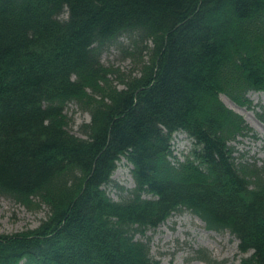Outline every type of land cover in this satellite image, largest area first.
Instances as JSON below:
<instances>
[{
    "label": "trees",
    "instance_id": "16d2710c",
    "mask_svg": "<svg viewBox=\"0 0 264 264\" xmlns=\"http://www.w3.org/2000/svg\"><path fill=\"white\" fill-rule=\"evenodd\" d=\"M121 38L149 59L118 89L101 56ZM251 92H264V0H0V196L48 208L0 234V264H159L146 234L178 212L228 232L239 264H264V168L233 156L251 129L220 98L252 108ZM69 104L90 116L84 138ZM177 132L193 142L182 158ZM122 158L134 188L115 202Z\"/></svg>",
    "mask_w": 264,
    "mask_h": 264
},
{
    "label": "rangeland",
    "instance_id": "374dc122",
    "mask_svg": "<svg viewBox=\"0 0 264 264\" xmlns=\"http://www.w3.org/2000/svg\"><path fill=\"white\" fill-rule=\"evenodd\" d=\"M151 48L150 42H147ZM132 50L128 40L120 39L116 47H111L101 56L102 65L113 73L109 77L113 85L122 89L124 85L119 78L139 77L141 66L136 61L148 62V51L136 53L135 60L127 55ZM222 102L231 110L242 116L251 129L245 138L231 143L237 159L256 161L264 168V92H251L247 98L252 108H237L226 97L220 96ZM65 113L69 119L68 130L71 134L84 138L80 126L90 122V116L78 106L69 104ZM181 133H175L170 142L173 155L181 158L189 151L190 144L182 140ZM131 166L121 159L111 179L113 185L105 191L112 201L127 199L134 184ZM35 203L39 202L34 198ZM48 216V208L40 203L39 207L27 208L14 200L0 196V234H16L37 228ZM150 256L159 264H205L203 256L226 264H239L238 242L228 232L208 231L205 224L194 215L178 212L170 217L160 228L147 232Z\"/></svg>",
    "mask_w": 264,
    "mask_h": 264
}]
</instances>
